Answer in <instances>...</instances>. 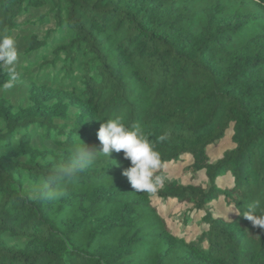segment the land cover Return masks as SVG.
I'll return each instance as SVG.
<instances>
[{"label":"trees","instance_id":"trees-1","mask_svg":"<svg viewBox=\"0 0 264 264\" xmlns=\"http://www.w3.org/2000/svg\"><path fill=\"white\" fill-rule=\"evenodd\" d=\"M46 5L56 35H29L26 53L62 76H31L26 106L0 97V264H264V230L246 218L252 205L264 214V0H0V36ZM10 78L0 69V88ZM114 118L141 126L156 175L180 161L203 182L136 192L114 151L62 182L61 198H28L74 145L101 148L100 123ZM219 198L231 215H213ZM155 199L189 206L180 221L203 214L206 228L186 240Z\"/></svg>","mask_w":264,"mask_h":264},{"label":"clouds","instance_id":"clouds-1","mask_svg":"<svg viewBox=\"0 0 264 264\" xmlns=\"http://www.w3.org/2000/svg\"><path fill=\"white\" fill-rule=\"evenodd\" d=\"M18 48L14 38L0 36V69H7L11 81L18 79ZM11 83L5 87L10 88ZM101 144L100 150L90 149L81 143L74 145L68 164L59 165L52 170V174L43 181L33 186L28 198L32 200H56L63 196L60 185L66 180H71L80 171L97 163L98 156L102 155L108 160L112 152H123L124 158L130 161V166L122 170V175L127 178L131 188L136 192L154 193L163 186L166 177L156 175L162 166L161 157L155 150L141 126L127 127L120 118L104 120L100 123L96 133ZM167 135H161L160 141L167 140ZM256 206L249 207L246 218L253 227L264 230V214L256 215Z\"/></svg>","mask_w":264,"mask_h":264},{"label":"rangeland","instance_id":"rangeland-1","mask_svg":"<svg viewBox=\"0 0 264 264\" xmlns=\"http://www.w3.org/2000/svg\"><path fill=\"white\" fill-rule=\"evenodd\" d=\"M48 16V23H40V19L42 17ZM15 21L18 24V27L12 31L11 37L15 39L17 48H18V64L17 71L19 73V77L16 81H8L7 84L11 83L12 86L10 88L4 87L0 88V97H4L9 99L14 109L19 107L26 106L28 104V89H29V78L35 74L42 76L43 74H47L51 77L58 76V79L62 76V74L58 73L61 63H57L56 66H48L45 62L42 61L41 58H38L35 54H27L26 53V38L29 35L36 34L40 38L45 37L48 31H52L49 36V43H52V37L56 34L54 33L57 25L54 21L53 14L49 12V6L46 5L40 8L30 9L27 13H23L19 15ZM56 44V43H55ZM54 46V44H52ZM50 47V46H49ZM52 47L47 49V53L51 51ZM52 58V55H49V59ZM33 63V67L28 71V64ZM76 72V71H75ZM74 110L72 109L71 112ZM3 124L0 120V128H2ZM35 142L39 144V146H51L56 147L54 142L50 139L40 143L37 139V135L34 137ZM90 149L100 150L96 146V144H86ZM231 147V144L228 139L223 140L219 146L210 147L208 150L209 156L214 159L217 158L224 149ZM114 154L111 153L109 159L113 158ZM109 160L102 155L97 158V165H104ZM186 162V163H185ZM184 164H189V160L185 161ZM182 162H168L164 164V176L167 180H179L184 184H198L203 182V177L200 175L197 180H193L191 177V173L182 172ZM226 181H230V177L227 176L222 183ZM219 198V200L212 205V213L217 217H227L231 215L234 210L230 207H227L225 203ZM154 206L157 210L162 214V216L167 217L168 222L171 227L174 228L175 232L179 235H183L186 240L195 239V236L198 232L202 231L206 228V223L201 219L203 214H198L196 218L193 216L196 213H192L187 216L186 223L181 222L180 220L186 213H190L188 210L189 206H185V204L169 201L166 203L159 202L157 199L153 202ZM175 217V219H173ZM194 218V219H193ZM203 221V222H202Z\"/></svg>","mask_w":264,"mask_h":264}]
</instances>
